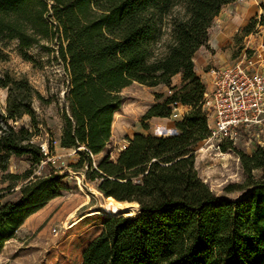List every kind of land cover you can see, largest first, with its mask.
I'll list each match as a JSON object with an SVG mask.
<instances>
[{
	"label": "trees",
	"instance_id": "16d2710c",
	"mask_svg": "<svg viewBox=\"0 0 264 264\" xmlns=\"http://www.w3.org/2000/svg\"><path fill=\"white\" fill-rule=\"evenodd\" d=\"M237 1L187 0L184 16L171 19V43L160 53L156 45L175 0H0V63L11 42L26 59L42 41L59 42L69 75L60 145L77 151L81 160L72 168L79 172L86 164L87 179L100 180L98 191L109 200L103 212L65 229L41 264H264V147L248 155L222 144V152L237 154L247 178V192L235 200L216 197L195 167V148L210 133L202 103L206 87L194 58L208 48L222 9ZM177 75L181 86L173 87ZM133 83L164 85L172 93L143 115L145 131L153 118H170L174 106L188 108L176 123L178 134H135L116 162L106 156L93 169L92 157L111 142L121 93ZM0 88L8 91L7 113H0V174L9 182L0 189L1 255L26 221L68 188L56 170L40 177L33 172L47 157L35 142L32 105L50 101L28 80L2 77L1 71ZM24 116L32 130L14 125ZM23 156L30 157V169L11 174L12 158ZM18 186V199L8 200ZM113 201L139 206L140 213L115 216Z\"/></svg>",
	"mask_w": 264,
	"mask_h": 264
},
{
	"label": "rangeland",
	"instance_id": "374dc122",
	"mask_svg": "<svg viewBox=\"0 0 264 264\" xmlns=\"http://www.w3.org/2000/svg\"><path fill=\"white\" fill-rule=\"evenodd\" d=\"M186 1L175 0V7L171 17L167 18L162 35L156 45L158 52H165V47L171 43V19L182 18L184 16ZM245 4H250L254 8L253 15L252 18L246 21L245 26L241 27L237 33H234L229 43L222 48L220 53L223 55L228 53V56L225 58L226 60L222 61L226 64H231L246 50L249 36L252 35L249 47L258 48L264 43V25L261 24L262 18H264V0H246ZM238 14L242 15V12L238 9L230 12L231 17H235ZM252 20L256 21L253 24V32L246 37L243 30L253 22ZM230 24H233L232 20H230ZM214 26L216 30L224 31V28L217 27V24ZM205 50L208 53H212L206 47ZM6 52L8 54L7 61L0 63L2 77L9 74L16 80L26 79L46 100L50 101V103H41L35 99L32 105L38 121V136L35 138V142L39 146L47 144L51 159V161L47 160L39 166H34L33 172L34 176L40 177L56 170L58 174L65 176L63 184L68 190L64 191L62 196L54 201L55 203L53 202V206H55L53 215L58 212H67L69 214L61 226L50 225L47 236L29 234L15 238L5 246L0 255V264H41L45 255L55 247L65 229L72 226L82 217L103 212V209L109 204V200H106L98 191L100 180L90 181L87 179L89 171L86 164H84V167L79 172H75L72 168L81 160V156L77 154V151H61L57 145L60 133L62 135V115L64 111L68 110L65 97L69 92V75L65 63L59 55V42L55 39L42 41L38 46L28 51L29 59L22 56L17 41L11 42ZM222 62H218L217 64H221ZM214 65L210 63L201 70V81H207L205 74ZM180 86L181 82L178 81V86L176 87ZM160 94L163 95V98L158 99L157 95ZM121 95L124 99L120 110L123 115L117 117L113 138L101 153L102 155L92 157L93 169L106 156H109L111 161L116 162L118 155L123 151L124 145L128 146L126 142L128 138L133 137L138 132L152 134L157 137H171L178 134L176 123L181 120L174 119L172 116L164 121V125L156 126L153 129L149 126L148 131H145L141 125L142 117L147 110L157 103H164L172 95L169 88L167 89L164 85L149 88L133 83L131 86L125 88ZM7 97L8 91L0 88V113L2 114L7 113ZM14 125L18 128L25 127L32 130V121L28 116H24ZM204 145L203 141L195 148V167L199 177L210 187L215 196L220 199L235 200L243 196L247 192V178L237 154L230 149L222 152L223 155L219 153L209 154L201 151ZM258 147L259 145L254 143L250 145L238 144L235 148L251 155ZM83 150L82 147L79 148V151ZM53 160L55 163H53ZM30 167L31 160L29 156L13 157L10 162L9 172L11 174L23 175ZM257 175L258 173H256ZM8 185L9 182H3L2 175L0 174V189L6 188ZM228 188H232V192H228ZM19 189L20 186L15 188L13 190L15 192L11 193L8 200H17ZM86 200L88 204L80 208L79 211L74 212L77 206ZM112 203L116 206L115 216L131 218L140 213L139 206L132 207L127 203L115 201ZM54 229H61L62 231L56 236L53 233Z\"/></svg>",
	"mask_w": 264,
	"mask_h": 264
},
{
	"label": "built area",
	"instance_id": "2783aa9c",
	"mask_svg": "<svg viewBox=\"0 0 264 264\" xmlns=\"http://www.w3.org/2000/svg\"><path fill=\"white\" fill-rule=\"evenodd\" d=\"M251 38L246 50L231 64L214 66L206 72L202 103L210 137L204 141L202 152L223 155L222 144L235 148L256 143L264 147V43L258 48L249 47ZM187 112V107L178 104L172 117L182 120ZM40 148L51 161L47 144ZM61 231L54 229L53 233L58 236Z\"/></svg>",
	"mask_w": 264,
	"mask_h": 264
},
{
	"label": "crops",
	"instance_id": "0c3cea01",
	"mask_svg": "<svg viewBox=\"0 0 264 264\" xmlns=\"http://www.w3.org/2000/svg\"><path fill=\"white\" fill-rule=\"evenodd\" d=\"M245 2L246 0H238L234 4L225 6L222 9L220 15L214 20V23L210 30V38L208 42V48L212 51V53H208L205 50V47H203L196 53L195 58H194L195 71L200 78H201V70L205 68L206 66H208L210 63L215 64L214 66L222 65L225 63L222 61L226 60L225 58L228 56V53L224 55L220 53L222 48L225 47L229 43L231 36H233L234 33H237L241 27H244L247 20L252 18V15H253L252 13H253L254 8L250 4H245ZM235 9L240 10V12H242V15L238 14L235 17H231L230 12L234 11ZM228 18H232V19H228ZM230 20H232L233 24H230ZM215 24H217L218 25L217 27L219 28H224V31L222 32V31L216 30L214 26ZM212 31L214 32L212 33ZM218 62H222V63L217 64ZM205 77L207 78L206 74H205ZM178 81L181 82L180 75H177L172 79V86L173 87L178 86ZM206 82H203V84L205 85ZM120 110L114 116V123L112 126V138H113V132H114V126H115L116 119L118 116L123 115V113ZM164 121H166V119L153 118L152 120L149 121L148 125L153 129L156 126L164 125L165 123ZM136 134L147 135L148 133L144 134V133L138 132ZM132 138L133 137H129L128 140ZM60 139H61V133L59 135V139L57 142V145L59 146L61 151L74 152L73 150L61 148ZM128 140L126 141L127 144H129ZM58 199L59 198L51 201L43 209H41L39 212L31 216L26 221V223L20 228L15 238L19 236H27L29 234H33V235L36 234V236H47L50 225L53 224V225L61 226V224H63L64 219L68 217L69 213L58 212L57 214L53 215L54 208H55V206H53V202ZM87 204H88V201L86 200L84 203L77 206L74 212L79 211L80 208L85 207V205ZM38 230H40V232H38ZM13 240L9 241L6 245L11 243Z\"/></svg>",
	"mask_w": 264,
	"mask_h": 264
},
{
	"label": "water",
	"instance_id": "95a60500",
	"mask_svg": "<svg viewBox=\"0 0 264 264\" xmlns=\"http://www.w3.org/2000/svg\"><path fill=\"white\" fill-rule=\"evenodd\" d=\"M121 217H123V216H121ZM79 221V220H78Z\"/></svg>",
	"mask_w": 264,
	"mask_h": 264
},
{
	"label": "bare ground",
	"instance_id": "6f19581e",
	"mask_svg": "<svg viewBox=\"0 0 264 264\" xmlns=\"http://www.w3.org/2000/svg\"><path fill=\"white\" fill-rule=\"evenodd\" d=\"M77 222H78V221H77ZM77 222H76V223H77Z\"/></svg>",
	"mask_w": 264,
	"mask_h": 264
}]
</instances>
